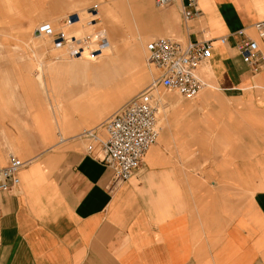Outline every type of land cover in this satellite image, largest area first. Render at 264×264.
Segmentation results:
<instances>
[{
	"label": "crops",
	"instance_id": "0c3cea01",
	"mask_svg": "<svg viewBox=\"0 0 264 264\" xmlns=\"http://www.w3.org/2000/svg\"><path fill=\"white\" fill-rule=\"evenodd\" d=\"M84 1L0 0V167L28 161L0 191V264H264V67L238 50L248 36L264 51V0H197L188 18L185 0L167 4L178 19H157V38L210 41V91L173 107L125 181L78 136L122 96L55 100L47 88L62 58L35 28Z\"/></svg>",
	"mask_w": 264,
	"mask_h": 264
},
{
	"label": "built area",
	"instance_id": "2783aa9c",
	"mask_svg": "<svg viewBox=\"0 0 264 264\" xmlns=\"http://www.w3.org/2000/svg\"><path fill=\"white\" fill-rule=\"evenodd\" d=\"M170 1L154 0L160 7ZM196 2L185 0L182 12L185 18L197 15ZM97 10L95 6L88 8L87 13L91 18L85 23L95 28L81 37L67 33L63 28L80 20L77 13H70L63 18L62 28L37 27L35 32L49 36L53 47L65 49L68 56H81L85 50L92 56H99L109 41L105 28L97 23ZM254 28L260 37L264 36V20L255 23ZM237 35L243 36L242 30ZM145 50L148 62L155 70L147 87L125 101L102 124L83 130L78 135L88 141V150L97 152L99 161L112 169L114 181L128 180L160 136L156 91L162 88L177 93L182 99L193 100L209 85L199 67L211 56L210 41L184 42L159 37L150 40ZM238 50L243 63L253 71L264 67V51L260 50L256 40L245 36L238 43ZM27 163V160L22 161L14 154L9 156L7 164L0 167V191L8 192L18 187L20 169Z\"/></svg>",
	"mask_w": 264,
	"mask_h": 264
},
{
	"label": "rangeland",
	"instance_id": "374dc122",
	"mask_svg": "<svg viewBox=\"0 0 264 264\" xmlns=\"http://www.w3.org/2000/svg\"><path fill=\"white\" fill-rule=\"evenodd\" d=\"M92 6H95L98 9L96 16L98 17L97 23L99 25L101 24V26L106 29L107 36H111L113 39L112 41L115 42L116 46H119L117 47V53L112 55L114 57L112 64L116 65L117 71H120V76L112 79L111 85H117L121 80L129 82L128 86L123 89L124 91H122V93L118 91V93H115L116 95H113L112 97H101V95L97 97L99 99L98 102H102L122 96L121 100L118 101V104L111 110V112H113L118 108V106L124 104L125 101L132 98L135 94L143 91L155 75V70L148 62V54H146L145 46L150 40L158 37L156 34L158 26L157 19L163 22L162 24L164 28H169L176 22L178 17L176 18L175 14L164 15V11L168 6L164 5V7H160L156 5L153 0H88L84 1L81 6L76 7V11L70 12L77 13L82 20L81 23L76 22V28L80 29V32L70 33L81 37L95 28L93 26L90 27L88 23H85L86 20L91 18V15L87 13V10ZM68 14L63 16L62 19L68 16ZM111 24L114 25V29L112 31L109 29ZM48 26L62 28L63 24L61 21H55L52 22V24L45 21L40 22L36 28ZM40 36L42 38L40 43L44 46V48L49 49L50 47L53 52L59 55L58 57L62 58V61L57 62L53 68L49 69V77L47 81V88L53 91L55 94V100H60V97H63V93L65 95L70 91V87L74 88L75 86L81 85L83 70H80L78 67L73 65L69 67L62 66L63 64H66V62L75 59L70 58L65 49H55L53 47L52 40L46 34H42ZM129 46H133L131 50L136 49L135 51L140 54L139 63L134 68H132L133 59L131 57L127 58L126 54H124H128L130 52ZM82 55L83 58L80 60H87L91 62H101L106 58L103 54L96 58L95 56L90 55L86 50L82 52ZM123 59L126 61L124 68L119 67V65L123 62ZM87 71L89 70H85V72ZM40 76L41 75H39V78H41ZM41 83L43 85L42 81ZM209 86L210 84L202 91H210ZM130 89H132V92L127 93ZM156 93V102L158 107L157 118L160 130L163 127V124L167 122L169 112L172 111L173 107L183 105L184 103H193L190 100L182 99L173 91L164 90L162 88H159ZM62 100H65V98H62Z\"/></svg>",
	"mask_w": 264,
	"mask_h": 264
},
{
	"label": "bare ground",
	"instance_id": "6f19581e",
	"mask_svg": "<svg viewBox=\"0 0 264 264\" xmlns=\"http://www.w3.org/2000/svg\"><path fill=\"white\" fill-rule=\"evenodd\" d=\"M81 21L82 20L80 18L78 22L81 23ZM76 25H77L76 22L72 24H68L67 26L64 27V30L67 33H70V32L79 33L80 29H77ZM113 26H114L113 24L110 25L109 29L111 31L114 29ZM108 36L106 34V37L109 41V45L103 50L104 52L102 51V53L99 54V56H101V54L106 56L104 61L102 60L101 62H97V61L91 62L87 60H80L83 58L82 54L81 56H75L72 54L69 55L70 58H73L75 60L66 62V64H63L62 66L69 67L73 65V66L78 67L80 70L82 69L83 71H82L81 85L75 86L74 88L70 87V91L66 93L65 95L63 93L62 94L63 97H60V100H62V98H65V100L97 98L99 95H101V97L102 96L112 97L113 95L115 96L116 95L115 93H118V91L122 93V91H124L123 89L128 86L129 82L125 80L119 81L117 85H113V86L111 85L112 79H115L118 76H120V71H117L116 65L112 64L113 58H114L112 55L117 53L118 51L117 47L119 46H116L115 42L112 41L113 39L111 38V36L110 37ZM132 47L129 46L130 52L128 54L127 53H124V54H126L127 58L131 57L133 59L132 68H134L139 63L140 54H138L135 51L136 49L131 50ZM99 56H96V58H98ZM125 64H126V61L123 59V62L119 65V67L124 68ZM85 70H89V71L85 72ZM118 87H119V90H118ZM131 92H132V89L127 91V93H131Z\"/></svg>",
	"mask_w": 264,
	"mask_h": 264
},
{
	"label": "water",
	"instance_id": "95a60500",
	"mask_svg": "<svg viewBox=\"0 0 264 264\" xmlns=\"http://www.w3.org/2000/svg\"><path fill=\"white\" fill-rule=\"evenodd\" d=\"M35 34H38V32L36 31V33Z\"/></svg>",
	"mask_w": 264,
	"mask_h": 264
}]
</instances>
